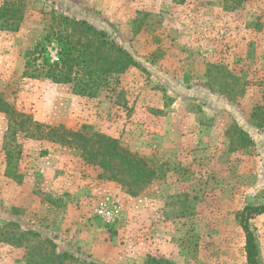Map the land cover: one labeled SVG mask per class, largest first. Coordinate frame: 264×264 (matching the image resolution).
I'll use <instances>...</instances> for the list:
<instances>
[{"label":"rangeland","instance_id":"rangeland-1","mask_svg":"<svg viewBox=\"0 0 264 264\" xmlns=\"http://www.w3.org/2000/svg\"><path fill=\"white\" fill-rule=\"evenodd\" d=\"M52 15L87 19L139 65L93 97L28 77ZM0 98V264H246L239 214L264 204V0H0ZM97 134L150 178L90 160ZM249 227L264 264V213Z\"/></svg>","mask_w":264,"mask_h":264},{"label":"trees","instance_id":"trees-1","mask_svg":"<svg viewBox=\"0 0 264 264\" xmlns=\"http://www.w3.org/2000/svg\"><path fill=\"white\" fill-rule=\"evenodd\" d=\"M49 20L47 33L24 55V74L28 77L48 78L55 83L70 84L75 93L93 97L102 87L110 83L111 77L139 65L128 50L87 19L52 15ZM0 111H9L1 98ZM65 142L70 143L68 139H65ZM93 143L97 144V149L95 151L89 149L86 152L90 160L100 155L98 164L104 170L110 168L111 160H116L133 182H145L150 178L152 171L142 165L140 158L120 148L116 140L98 135ZM262 213H264V204L246 205L239 214L240 226L244 232L246 264H260L259 248L249 227V219ZM28 234L37 233L25 230L19 237L10 235L8 239L12 241V238H15V244L19 245L23 240L28 239ZM49 242L51 243L50 240ZM53 255H40L33 261L28 260L27 264H60L64 259L72 258L67 252L53 251ZM145 264L175 263L163 257L149 256Z\"/></svg>","mask_w":264,"mask_h":264},{"label":"built area","instance_id":"built-area-1","mask_svg":"<svg viewBox=\"0 0 264 264\" xmlns=\"http://www.w3.org/2000/svg\"><path fill=\"white\" fill-rule=\"evenodd\" d=\"M99 213H100L102 216L108 218L109 215H110V213H111V211L107 210L104 206H102V207L99 209Z\"/></svg>","mask_w":264,"mask_h":264}]
</instances>
